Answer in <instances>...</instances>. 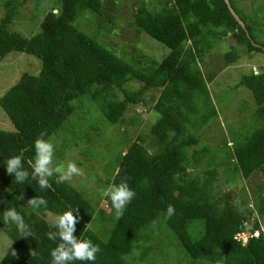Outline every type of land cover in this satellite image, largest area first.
Returning <instances> with one entry per match:
<instances>
[{
    "label": "trees",
    "instance_id": "1",
    "mask_svg": "<svg viewBox=\"0 0 264 264\" xmlns=\"http://www.w3.org/2000/svg\"><path fill=\"white\" fill-rule=\"evenodd\" d=\"M228 1L244 26L225 0H163L153 9L142 0L132 26L168 48L164 58L149 63L144 55L134 58L123 48L120 52L113 49L110 35L99 22L93 23L94 32L75 23L85 15L100 18L105 0H59L61 12L51 14L45 28L29 38L8 28L14 9L12 2H6L8 12L0 22V58L17 51L34 56L41 64L37 75L24 74L23 84L0 97V106L14 128L0 129V187L4 189L0 231L11 242L0 264H51L50 251L60 241L48 239L47 233L57 229L45 216L48 212L59 216L70 209L77 210L74 236L91 239L101 249L95 264H154L157 258L153 255L154 262H149L147 256L170 238L191 263L264 264V227L260 225L264 183L252 189L253 205L246 213L233 197L214 189L221 171L227 174L226 184L237 186L254 172L264 174V69L250 70L238 83L251 91L256 106V125L250 133L239 139L230 134L227 140L232 143L224 142L225 151L209 145L196 149L201 130L219 114L205 84L212 78L199 68L203 56L228 35L236 44L224 54L226 64L239 58L237 45L247 53L264 52V43L252 34L254 28H262L264 0H247L254 17L239 13L234 0ZM132 81L140 86L131 88ZM154 89H159L157 97L148 100L154 102L152 110L158 117L149 126L148 136L138 134L131 140L124 135L127 149L115 153L109 162L104 189L126 181L136 193L122 217L116 216L108 196L110 212L96 211L78 186L56 183V176L49 178L48 189H41L31 177L17 184L14 173H7L3 163L14 155H22L24 167L31 172L35 140H51L73 116L83 117L73 135L64 136L60 144L65 148L61 155L71 162L83 131L88 134L102 124L110 129L123 125L128 131L138 120L126 118L127 109L145 105L144 96ZM115 137L119 136L112 135L111 141ZM201 158L205 160L200 170L191 171ZM37 196L48 201L46 208L28 206L27 201ZM169 205L175 208L171 217L167 216ZM9 208L24 217L33 236L20 237L14 225L4 224L3 213ZM253 213L257 217L251 218ZM246 229L250 236L244 243L237 235ZM12 250L15 257L8 255ZM135 250L140 251L138 257L133 256Z\"/></svg>",
    "mask_w": 264,
    "mask_h": 264
},
{
    "label": "rangeland",
    "instance_id": "2",
    "mask_svg": "<svg viewBox=\"0 0 264 264\" xmlns=\"http://www.w3.org/2000/svg\"><path fill=\"white\" fill-rule=\"evenodd\" d=\"M7 1L12 2L11 6L14 9L8 28L25 38H29L43 30L45 28L44 22L49 19L51 14L58 15L61 12L59 0H0V22L8 12L9 5L6 4ZM141 1L105 0V8L100 18H90L85 15L77 19L75 23L79 24L78 27L84 29L93 28L91 30L94 32V24L99 22L102 26V31L106 30L110 35L108 38L109 42L112 43L113 49H116L117 52H120L123 48L128 53H132L134 58L144 55L146 57L144 61H148V63L151 59L160 61L167 55L168 48L150 38L146 33L136 31L132 26ZM144 1L151 9L157 7L160 4L159 2H163V0ZM234 4L239 13L254 17L255 14L252 8H250L249 1L234 0ZM252 34L256 41L264 43V22L260 31H256L254 28ZM235 44L234 39L228 35L224 39L215 42L213 48L203 56L202 62H199V68L203 75L212 78L210 81L206 80L205 84L210 93L212 103L219 114L217 118L211 119L207 126L201 130L196 147L198 150L209 145L213 150L225 151L224 142H228L227 138H230V134L233 133L237 136V139L243 138L256 125L254 116L256 106L252 93L248 88L238 85V83L242 75L248 74L250 70L257 73L261 69H264V52L253 51L247 53L242 49L241 45H237L239 58L230 64H226L224 54L231 50V46ZM40 64V60L34 56L17 51L8 53L4 58H0V97L17 88L16 86H20L21 83L23 84L24 74L37 75L40 70ZM128 85L133 89L140 86L139 83L134 81ZM158 93L159 89L149 91L144 96V99L147 101L145 105H136L127 109L125 117H135L138 120L137 124L127 127L128 131L123 130V125L114 126L110 129V127L106 128L102 124L97 125L98 128L96 130L93 129L88 134L83 131L78 135L80 137L79 146H76L72 153H70L72 162H82L81 166H78L76 163L80 168L81 174L73 176L68 182L75 187L78 186L79 190L85 194L96 211L102 209L105 214L110 212L111 207L105 195L107 188L104 189V186L108 187L106 180L108 169L111 166L109 162L115 158V153L118 154L120 151L124 152L127 149L129 142L125 136L130 137L131 140L136 139L135 136L138 134L148 136L149 126L158 117V114L152 110L154 102L148 99L151 96L157 97ZM85 109L86 107L83 106L82 112ZM79 116L71 117L65 127L59 130L57 136L49 140L55 148L54 164L56 166L66 165L69 162L67 157L61 155L65 148L61 147L60 144L64 136L69 138L78 129L76 123L83 117L81 116L79 119ZM98 118L96 117L97 120ZM0 129L6 131L14 130L13 124L1 106ZM108 132L112 134H107ZM114 134L119 137H115L114 141H111V137ZM95 138L98 139L97 143L94 142ZM231 143L230 141L227 145ZM192 148L189 149L190 152L193 151ZM84 150H88L87 153L86 151L84 153ZM204 160L205 158L199 159L201 164H194L191 171L198 172ZM226 175L225 171L220 172V177H218L214 189H217L220 195L229 194L245 212L253 205L252 189L254 190L258 184L264 183V174L254 172L248 180H243L242 186H237L238 184L236 183L226 184ZM97 180L99 183L96 182ZM3 190L0 187V196L3 194ZM97 214L96 212V216ZM56 217V215L48 212L45 219L53 224V220ZM250 217L255 218L257 215L253 213ZM260 221V225L263 228L264 220L261 219ZM101 224L100 222L99 225ZM237 236L245 243L250 233L246 229ZM173 243L174 241L171 238L166 241L164 240L163 243H158L159 247L156 246L150 253V256H147L148 261L154 262L155 256L157 262L154 264H198L197 262L191 263V260L182 249ZM10 244V239L0 231V257L4 256ZM146 244L148 243L142 242L140 245ZM139 254L140 251L135 250L133 256L138 257Z\"/></svg>",
    "mask_w": 264,
    "mask_h": 264
},
{
    "label": "clouds",
    "instance_id": "3",
    "mask_svg": "<svg viewBox=\"0 0 264 264\" xmlns=\"http://www.w3.org/2000/svg\"><path fill=\"white\" fill-rule=\"evenodd\" d=\"M34 149L35 158L31 164V172L24 167L22 155L11 156L3 163L8 174L14 173L12 177L15 178L17 184H23L31 177L41 189H48L50 187L49 178L56 176V183H65L70 181L73 176L81 174L80 168L75 162L69 161L66 165L56 166L54 164V145L42 137L35 140ZM105 195L110 198L111 205L119 218L123 216L127 205L136 193L126 181H121L119 184L111 185ZM27 204L31 209L39 210L41 207L46 208L48 201L37 196L29 199ZM76 211V209L64 211L53 220L52 226L57 231H50L47 236L51 241L59 239L60 242L50 251L51 264H75L77 261L81 264H95L97 253L101 249L91 239H78L74 236L77 222V216L74 215ZM174 213V206L169 205L167 216L171 217ZM2 221L5 225H14L20 237L33 236L30 225L15 208H9L4 212ZM8 255L15 257V250L9 252ZM5 257H0V262Z\"/></svg>",
    "mask_w": 264,
    "mask_h": 264
},
{
    "label": "water",
    "instance_id": "4",
    "mask_svg": "<svg viewBox=\"0 0 264 264\" xmlns=\"http://www.w3.org/2000/svg\"><path fill=\"white\" fill-rule=\"evenodd\" d=\"M225 2L227 3L228 7L230 8L233 16L236 18V20L240 23V25L244 26L243 25V22L240 20V18L238 17V15L234 12V10L230 7L229 5V1L228 0H225Z\"/></svg>",
    "mask_w": 264,
    "mask_h": 264
}]
</instances>
